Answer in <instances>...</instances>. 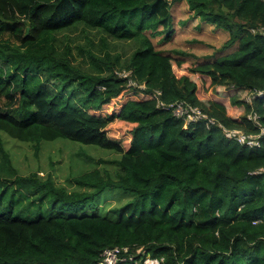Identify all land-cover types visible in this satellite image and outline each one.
I'll list each match as a JSON object with an SVG mask.
<instances>
[{
  "label": "trees",
  "instance_id": "16d2710c",
  "mask_svg": "<svg viewBox=\"0 0 264 264\" xmlns=\"http://www.w3.org/2000/svg\"><path fill=\"white\" fill-rule=\"evenodd\" d=\"M174 1L0 0V264H99L114 246L134 255L117 264H264V0H184L234 47L198 63L152 41L172 38ZM78 25L105 45L138 41L128 73L109 53L87 49L100 73L69 43L61 54L58 35ZM179 102L204 117H178ZM114 123L130 126L129 144ZM4 134L37 153L58 138L113 151L117 177L95 168L71 191L22 175ZM118 189L131 199L105 211L98 198Z\"/></svg>",
  "mask_w": 264,
  "mask_h": 264
},
{
  "label": "rangeland",
  "instance_id": "374dc122",
  "mask_svg": "<svg viewBox=\"0 0 264 264\" xmlns=\"http://www.w3.org/2000/svg\"><path fill=\"white\" fill-rule=\"evenodd\" d=\"M172 14L174 18L172 38L168 41H160L163 35L152 38L158 49L175 57H178L179 54L185 55L184 59L193 63L221 57V55L234 49V47L229 49L223 47L228 38V33L196 18L189 10L186 1H174ZM102 36L103 34L97 30L84 32L83 28L78 25L58 35L57 50L61 54H65V45L69 43L71 45L72 60L88 70L95 71V73H100L102 67L91 61L87 49L92 50L103 60H107L106 54L109 53L112 60L116 61L118 66L121 67V73H128L124 70V66L129 63L133 52L140 46V43L136 40H119L109 37L105 45L101 39ZM88 38L93 40V46L88 42ZM204 94H211L214 97L210 89L205 91ZM2 102L3 100L0 99V104ZM119 103L120 101H116L104 111L112 112ZM257 117L258 115L255 114L254 118ZM129 128L130 126L127 124L114 123L109 126L108 132L112 138L123 141L127 145L131 140ZM4 138L13 164L22 175L38 173L43 180L51 176L57 185L65 186L71 191L79 190L75 182L77 176L95 168L104 172L108 171L111 176L117 177L119 169L115 161L120 155L113 151L58 138L52 141H43L37 153L34 144L31 142L19 141L8 134H4ZM241 139L244 141L248 138L243 139L242 137ZM251 142H254V140H251ZM131 195H133L131 191L106 190L98 198V202L100 207L105 211H109L114 207L125 204L131 199Z\"/></svg>",
  "mask_w": 264,
  "mask_h": 264
},
{
  "label": "built area",
  "instance_id": "2783aa9c",
  "mask_svg": "<svg viewBox=\"0 0 264 264\" xmlns=\"http://www.w3.org/2000/svg\"><path fill=\"white\" fill-rule=\"evenodd\" d=\"M160 104L164 105L163 102H160ZM169 106L174 107L175 115H177L178 117L184 118L187 122H191V121L204 117L200 110L194 107H191V106H186L183 102H179L176 104H170ZM228 134L229 136L234 134L235 136L239 137V139H241L242 137L243 139L247 137L243 134H240L239 130L228 132ZM247 138H250V137H247ZM102 257L103 259L99 262V264H117L121 260H126V259L133 260L134 255L129 253V247L114 246V247L105 249L102 254ZM144 264H160V260L158 258L147 257L144 260Z\"/></svg>",
  "mask_w": 264,
  "mask_h": 264
},
{
  "label": "clouds",
  "instance_id": "9594fccd",
  "mask_svg": "<svg viewBox=\"0 0 264 264\" xmlns=\"http://www.w3.org/2000/svg\"><path fill=\"white\" fill-rule=\"evenodd\" d=\"M126 247H128V246H126ZM131 254H133V253H131ZM147 257H151V256H147ZM147 257H145V258H143V263H144V260L147 258ZM153 258V257H152ZM155 258V257H154ZM127 260V259H126ZM128 260H130V259H128ZM160 260V259H159ZM121 261H124V260H121Z\"/></svg>",
  "mask_w": 264,
  "mask_h": 264
}]
</instances>
